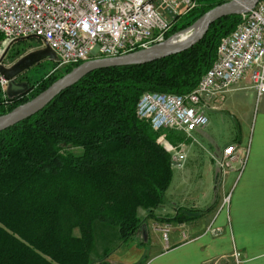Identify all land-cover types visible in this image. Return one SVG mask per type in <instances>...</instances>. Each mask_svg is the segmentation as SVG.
Wrapping results in <instances>:
<instances>
[{
    "label": "trees",
    "instance_id": "1",
    "mask_svg": "<svg viewBox=\"0 0 264 264\" xmlns=\"http://www.w3.org/2000/svg\"><path fill=\"white\" fill-rule=\"evenodd\" d=\"M227 1L196 0L165 40ZM239 23V16L220 19L182 54L94 71L0 133V264H90L95 222L117 228L122 243L134 237L141 226L138 210L151 218L172 179V157L159 139L170 145L186 140L138 120V99L144 93H189L214 64L220 40ZM79 65L47 76L19 99L3 100L0 88V116ZM67 148L82 154H64ZM75 228L79 238L72 236Z\"/></svg>",
    "mask_w": 264,
    "mask_h": 264
},
{
    "label": "built area",
    "instance_id": "2",
    "mask_svg": "<svg viewBox=\"0 0 264 264\" xmlns=\"http://www.w3.org/2000/svg\"><path fill=\"white\" fill-rule=\"evenodd\" d=\"M196 7V0H0V39L5 46L19 39H37L54 53L52 72L56 73L163 43ZM239 17L235 30L220 40L214 64L189 93H144L135 107L136 118L154 131H177L190 138L206 126L205 113L242 82L248 81L256 96H263L264 0ZM6 86L0 77L1 90ZM159 144L171 155L172 169H181L184 155L164 137ZM213 160L223 176L234 170L235 162L241 172L246 156L230 144ZM162 233L166 239L168 229Z\"/></svg>",
    "mask_w": 264,
    "mask_h": 264
},
{
    "label": "crops",
    "instance_id": "3",
    "mask_svg": "<svg viewBox=\"0 0 264 264\" xmlns=\"http://www.w3.org/2000/svg\"><path fill=\"white\" fill-rule=\"evenodd\" d=\"M238 87L216 104L224 107L233 101L247 106L234 109L237 136L227 144L237 145L240 156L245 154L242 171H237L235 162L233 171L219 174L213 158L222 149L213 141L198 144L183 133L185 142L170 145L165 140L182 150L178 152L185 162L181 169H173L163 205L151 218L147 211L138 210L140 229L126 243L119 240L117 228L111 231L95 222L90 264H264V95L257 97L251 88ZM203 131L195 133L204 135ZM177 217L185 220L174 221ZM142 227H146V238ZM73 234L80 237L79 230ZM108 236L113 241L104 245Z\"/></svg>",
    "mask_w": 264,
    "mask_h": 264
},
{
    "label": "water",
    "instance_id": "4",
    "mask_svg": "<svg viewBox=\"0 0 264 264\" xmlns=\"http://www.w3.org/2000/svg\"><path fill=\"white\" fill-rule=\"evenodd\" d=\"M258 1L259 0H228L223 4L212 8L203 14L189 28L175 34L163 43L125 55L96 58L80 64L78 67L72 69L69 73L63 75L61 78L52 83L45 91L37 95L34 99L14 108L9 113L0 116V133L36 115L49 103H51L60 93L71 88L85 76L94 71L109 68L143 66L186 52L197 45L205 37L212 24L226 17L240 16L248 13L254 8ZM178 34H188V36L184 40L179 41L174 45H170V41L174 37H178ZM21 40L25 39L15 40L9 43L5 47L0 58V77L7 83V92L17 87L14 84V80L18 74H11L13 67H4L2 65V61L11 46L15 42ZM30 55H39V62L43 60L56 62L57 60L54 53L48 47L39 49ZM25 58L26 57L21 59L18 64H20ZM32 66L33 64L26 65L21 72L28 70V68ZM142 229L144 238H146V227H142Z\"/></svg>",
    "mask_w": 264,
    "mask_h": 264
},
{
    "label": "rangeland",
    "instance_id": "5",
    "mask_svg": "<svg viewBox=\"0 0 264 264\" xmlns=\"http://www.w3.org/2000/svg\"><path fill=\"white\" fill-rule=\"evenodd\" d=\"M176 34V33H175ZM3 47V48H2ZM4 41L0 39V58L2 56V53L4 51ZM32 48L35 50L43 48L41 43L35 39V38H29L25 40H21L18 42H15L9 51L7 52L6 56L4 57L2 61V65L6 68H9L11 65H14V63L22 57L26 52L30 51ZM55 67V62L49 61V60H43L40 63L28 68L27 71H23V76L20 78L19 81H15L14 84L16 86L22 85L25 88H27V92L25 94H29L34 89V86L40 82L42 79H45L47 76L53 74L52 70ZM63 72V71H62ZM62 72H56L54 74H62ZM239 86V87H238ZM236 87L242 88V89H248L250 88V83L245 82L241 85H238ZM234 87V88H236ZM233 88V89H234ZM2 91V90H1ZM3 93V100H14L17 98H14L12 95L15 93L13 90H9L7 92V86L5 90L2 91ZM221 102V101H220ZM219 103V102H217ZM247 106H242L239 102H228L227 106L222 107V105L215 104L214 110L207 111L205 113V117L207 119V124L204 128H202V131L204 132V135H198L195 132L191 134L192 138L198 142V144H207L210 143V141H213L215 146L218 147L220 150L223 149L227 144H229L233 139L237 136V122L235 117H233L234 109H239ZM219 110V111H217ZM170 131V130H169ZM188 138V137H186ZM191 140V138H188ZM191 143V141H190ZM161 145V144H160ZM162 146V145H161ZM163 147V146H162ZM178 151H182L181 149H177ZM64 154H70L73 156H80L82 154V150L78 148H67L62 151ZM182 154V153H179ZM185 162V158L183 163ZM183 167V164H182ZM173 171V170H172ZM174 172V171H173ZM140 215H143L142 212H140ZM161 221V220H160ZM164 221V220H162ZM142 222V221H141ZM111 231H114L115 228L110 227L106 225ZM78 230L77 228L72 230V236L74 235L75 231ZM115 235V233L113 232ZM75 238V237H74ZM103 239V238H101ZM113 239H111V236H108V238L103 243L104 245L111 244ZM102 244V245H103ZM99 245H97L96 251L97 254L100 253ZM100 259V257H99ZM102 260V257H101ZM95 264H100V261Z\"/></svg>",
    "mask_w": 264,
    "mask_h": 264
},
{
    "label": "flooded vegetation",
    "instance_id": "6",
    "mask_svg": "<svg viewBox=\"0 0 264 264\" xmlns=\"http://www.w3.org/2000/svg\"><path fill=\"white\" fill-rule=\"evenodd\" d=\"M38 50H39V49H38ZM38 50H33V51H28V52H26L22 57H20V58L14 63V65H11V66H10V67H13L11 74H13V75L18 74L17 77L15 78L14 82H15V81H19L20 78H22V76H23V72H21V71L26 67V65H28V64H33V66H34V65L40 63V62H39V55H30L31 53H33V52H35V51H38ZM28 55H29V56H28ZM24 57H26V58H25L20 64H18V63L21 61V59H23ZM17 64H18V65H17ZM26 71H27V70H26ZM27 90H28V89L25 88L24 86H22V85H18L17 87L13 88V91L15 92V93L13 94V97H14V98H17V99L22 98V97H24V96L27 95V94H25V93L27 92Z\"/></svg>",
    "mask_w": 264,
    "mask_h": 264
},
{
    "label": "bare ground",
    "instance_id": "7",
    "mask_svg": "<svg viewBox=\"0 0 264 264\" xmlns=\"http://www.w3.org/2000/svg\"><path fill=\"white\" fill-rule=\"evenodd\" d=\"M188 34H178V37H174L171 41H170V45H174L176 43H178L179 41L184 40L185 38H187Z\"/></svg>",
    "mask_w": 264,
    "mask_h": 264
}]
</instances>
